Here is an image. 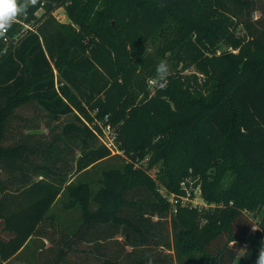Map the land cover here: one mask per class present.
<instances>
[{
  "label": "trees",
  "instance_id": "16d2710c",
  "mask_svg": "<svg viewBox=\"0 0 264 264\" xmlns=\"http://www.w3.org/2000/svg\"><path fill=\"white\" fill-rule=\"evenodd\" d=\"M97 2L40 0L18 18L41 21L37 32L19 36L15 22L0 39V264L35 239L48 243L38 264H255L264 217L250 236L245 213L264 206V27L241 18L253 1L105 0L93 13ZM60 7L80 34L56 21ZM230 17L248 41L228 33ZM219 33L239 52L204 59L203 42L227 45ZM79 36L95 37L90 55ZM161 60L170 73L151 94ZM181 64L205 79L180 74ZM106 117L124 154L117 157H149L148 169L159 165L173 192L192 172L205 198L227 207L208 213L203 227L194 210L173 217L148 169L127 161L107 165L96 190L72 182L113 157L90 127L100 130L96 120ZM61 197L64 209L81 208L77 229L49 214Z\"/></svg>",
  "mask_w": 264,
  "mask_h": 264
},
{
  "label": "rangeland",
  "instance_id": "374dc122",
  "mask_svg": "<svg viewBox=\"0 0 264 264\" xmlns=\"http://www.w3.org/2000/svg\"><path fill=\"white\" fill-rule=\"evenodd\" d=\"M253 5L249 10H245L243 12V15L241 18L244 21L250 22L253 24V27L257 28L258 30H262L261 27H264V0H252ZM88 2L83 3V7L87 5ZM105 4V0H98L97 4L93 7L94 12H99ZM43 10H39L36 14L37 18L43 19L41 16L43 15ZM54 18L57 22L64 24L66 26H69L73 28L71 32H76L77 34H80L81 29L80 26L75 24V21L71 18V16L68 13V10L65 7L58 8L53 13ZM19 20V19H18ZM260 20V22H258ZM231 25L228 28V33L231 35H234L235 37L239 39H243L245 41L249 40V35L247 32V29L245 25H242L239 23L236 19L231 18ZM40 22L32 21L31 23H27L28 26L31 28L27 29L26 27H23L19 33V36H23L27 34L29 31L31 32H37ZM223 31H226L227 28L222 29ZM219 40L221 42L227 44L225 42V38L221 36V33H219ZM79 40H82L81 43L83 45V48L85 47L87 52V55H90L92 44L91 41L94 39V36H87L85 38L78 37ZM159 46V44L151 45L149 47V52L151 54H155L156 48ZM200 49L202 50V53L204 55V59H210L213 56H219L223 50H226L230 53L237 54L239 51L234 50L231 45H217L215 46L211 39L207 40L206 42H203L199 45ZM171 71L174 72V68L171 69ZM178 72L182 75H192V74H198L200 81H203L205 77L199 73H197L196 69L194 67H191L187 70H183V64L179 65ZM55 74L57 75V71H55ZM156 87H159L157 85H148V90L153 94L155 92ZM97 122H104V120H99ZM39 134H46L47 130L42 126L39 131ZM131 163L134 165V168L138 169H148V163H149V157H146L144 159H140V157H137L135 160L132 159V157H128L124 159L119 158L117 156L111 157V159L106 162L102 163L100 165H97L96 167L81 173V174H75L72 178V182L80 183V182H88L92 185V189L96 190L99 186L98 179L102 177V170L107 166H117L119 164L124 163ZM148 172L151 174V176L157 181L159 185V193L166 199L170 200V205L173 210V217L177 212H179L180 209H189L196 211L199 215L197 216V223H199L200 227H203L208 221L205 217L208 213H214L217 209H223L227 207V205L224 202H216V201H208L205 198L204 192H203V179L200 176H194L192 172L188 176H186L179 185L178 192H173L168 190L165 186H163L160 183V168L153 167L151 169H148ZM234 180V176L229 174L225 177L221 184L222 190H227L231 186L232 182ZM183 186H186L190 189V192L186 195V192L182 189ZM65 196V194L63 195ZM185 196V197H183ZM184 198H188L189 200H185ZM66 198L61 197L52 207L49 214L56 216L59 224L61 225V228H69V230H74L78 228V225L83 222V216H82V210L80 207H77L74 210H66L64 209L63 204L66 202ZM14 202H16L14 200ZM233 203L231 202L229 206H232ZM245 215L249 220L251 221L253 228L251 231L252 236L256 230L259 229L260 223L264 217V206L259 208L258 210H255V212L246 211ZM256 230H253V229ZM48 243L47 241L43 242L40 239H35L29 247L16 259L12 260L9 264H38L36 256L38 255V251L42 249L44 246L47 247ZM246 246L243 248V250L240 253V258L243 256L245 252ZM239 258V259H240Z\"/></svg>",
  "mask_w": 264,
  "mask_h": 264
},
{
  "label": "clouds",
  "instance_id": "9594fccd",
  "mask_svg": "<svg viewBox=\"0 0 264 264\" xmlns=\"http://www.w3.org/2000/svg\"><path fill=\"white\" fill-rule=\"evenodd\" d=\"M40 0H0V39H6V34L13 24L21 16L26 15L30 7H36ZM155 77L149 78L148 85H157L161 89L167 81L170 66L166 60H161L156 66ZM253 230H256L255 228ZM148 264H152L151 259ZM255 264H264V242L258 249V257Z\"/></svg>",
  "mask_w": 264,
  "mask_h": 264
},
{
  "label": "built area",
  "instance_id": "2783aa9c",
  "mask_svg": "<svg viewBox=\"0 0 264 264\" xmlns=\"http://www.w3.org/2000/svg\"><path fill=\"white\" fill-rule=\"evenodd\" d=\"M18 23H20L23 27H26L27 29L31 28L28 26L27 23L25 22H21L20 20L17 19ZM98 120H96V124L98 125V127L100 128V130L90 126L92 128V130L94 131V133L97 135V137L99 138L101 144L103 146H105L111 153V156H117V155H124L123 152L119 149V144H118V134L115 130V128L111 125V123L109 122L108 117H106L104 119V122H97ZM185 192L186 195L190 192V189L186 186H183L182 188ZM183 196V197H185ZM185 200H189L188 198H184ZM168 202H170V200H168Z\"/></svg>",
  "mask_w": 264,
  "mask_h": 264
},
{
  "label": "crops",
  "instance_id": "0c3cea01",
  "mask_svg": "<svg viewBox=\"0 0 264 264\" xmlns=\"http://www.w3.org/2000/svg\"><path fill=\"white\" fill-rule=\"evenodd\" d=\"M23 252H24V250L21 251L20 253H18L16 256H14L12 259H10L8 262H6V263H4V264H9L12 260L16 259V258H17L18 256H20Z\"/></svg>",
  "mask_w": 264,
  "mask_h": 264
},
{
  "label": "water",
  "instance_id": "95a60500",
  "mask_svg": "<svg viewBox=\"0 0 264 264\" xmlns=\"http://www.w3.org/2000/svg\"><path fill=\"white\" fill-rule=\"evenodd\" d=\"M223 51H226V50H223Z\"/></svg>",
  "mask_w": 264,
  "mask_h": 264
}]
</instances>
